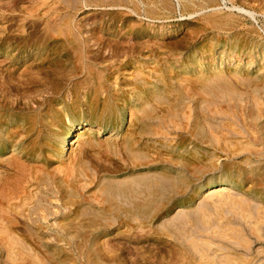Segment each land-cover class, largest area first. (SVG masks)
I'll return each mask as SVG.
<instances>
[{
	"label": "rangeland",
	"instance_id": "obj_1",
	"mask_svg": "<svg viewBox=\"0 0 264 264\" xmlns=\"http://www.w3.org/2000/svg\"><path fill=\"white\" fill-rule=\"evenodd\" d=\"M239 7L247 11L249 6L239 0H0V116L9 144L0 150V264H264V199L252 204L253 213L241 211L238 202L230 204L251 191L264 197V122L245 125L241 108L225 119L233 123L234 132L226 149L236 155L228 160L226 150L212 151L203 144L204 157L192 158L198 164L188 169L192 175L200 172L201 178L231 176L235 185L230 183L222 193L230 198L227 205L216 202L221 193L203 191L162 220L170 224L168 231L154 221L130 225L103 210L91 194H96V184L148 172L132 167L131 175L132 154L122 146L129 139L133 149L147 150L151 141L146 138L161 131L157 136L165 142L156 165L174 166V152L164 150L168 145L184 144V156L196 148L182 129L174 130L157 113L165 104L116 100L133 89V68L152 69L157 64L152 56L178 62L169 66L168 79L178 90L182 79L194 74L184 75L183 68L194 65L197 57L201 60L205 44L229 38L240 58L223 62L230 64L222 75L225 90L226 83L234 90L235 85L244 88L241 82L264 77V58L258 55L264 15L255 10L257 26L244 12H235ZM220 51L211 53L207 62L220 60ZM181 59L187 65L179 64ZM207 68L201 66L199 72ZM213 71L202 76L211 77ZM104 85L119 95L110 108H155L152 125L143 126L145 115L139 111L135 117L128 114L123 124L116 125L112 113L106 119ZM258 87L248 84L244 93L257 94L246 98L260 103L255 108L263 121L264 84ZM160 89L152 85L151 96ZM174 90H168L171 99ZM219 91L216 87L215 93ZM227 97L236 99L229 93ZM73 122L91 128L76 136L68 160V171L80 175L77 182L67 173L58 174L52 155L58 126ZM22 129L21 147L14 137ZM204 199L209 210L200 206ZM193 211L197 214L188 215ZM183 226L190 231L175 230Z\"/></svg>",
	"mask_w": 264,
	"mask_h": 264
},
{
	"label": "bare ground",
	"instance_id": "obj_2",
	"mask_svg": "<svg viewBox=\"0 0 264 264\" xmlns=\"http://www.w3.org/2000/svg\"><path fill=\"white\" fill-rule=\"evenodd\" d=\"M239 1L248 5V10L246 11L239 7L238 9H235V12H244V14L248 15L250 18H253L255 24L259 26L260 24L258 23L259 20H257V18L260 17H257L258 12H256L255 10L260 11V13L264 15V0ZM249 9L253 11L251 12ZM261 19L264 20V16L261 17ZM262 32L263 35L260 36V42L262 46L258 47V55L260 56L261 54L262 56L260 57L264 58V31ZM235 45L236 43H234L233 40L231 41L229 38L224 39L216 44L208 46L205 44V47L203 48L200 55L201 60H198L197 57L194 65H190L189 67L185 66V68H183L184 75L188 73L194 74L193 76H190V79L185 76L182 79V84L179 83L180 88L178 90L175 85L174 87H172L171 80L170 82H168L169 76L172 74V72H169V66H171L172 69V66L176 65L178 62H171V64L169 63L170 59H162V57L159 56L157 57V59L152 56L154 60L152 62L157 63L152 69L149 67L133 68V74L135 73L137 76L129 80V84L133 86V89L129 91L126 96L122 95L118 99L117 97H119V95L112 94L110 89L104 85V88L106 87V102H104V106L106 103H108L105 106V113L103 115L106 119H108L107 117L110 116L109 113H112L111 117L114 119L116 125L123 124L126 121V118H128V114L135 117V112L139 111L145 115L144 119L140 121L143 123V126L152 125V120H154V116L156 114L155 108L149 107L146 112H143V110H140L138 105L136 107L131 106L132 110L130 111V113L125 108V105L129 103L133 105L137 100L140 102H155L154 100H158L161 104H165L163 108H157V113L161 114L162 120L164 122L169 121V123L172 124L174 130L182 129L183 131L181 133H185L186 135H188V138L192 140L191 143L193 142V146L196 148L195 150L189 152L184 156L180 155L183 153L182 147L184 144L180 143L177 145H173V147L168 145L164 148V150H168L169 148H171V152H174V166L168 165L164 162H160L156 165L153 164V162L155 163L159 160V156L161 154L160 149L162 148L161 144H163L162 142L164 141L161 136H157L162 133L161 131L154 130V133H150L148 138H146L150 139L151 141V144H148L146 146L147 150L141 149L143 148L141 146L133 149L132 139L127 140L122 144V146L131 151L132 154L129 157L131 160V166H129V168L132 169V172L134 171L133 168L148 172L143 175H133V172L131 174L133 176L126 178V180L121 182H112L111 180H107L106 182H103L101 184H96V194L95 192H91V194L95 196V198H98L101 206H103V210H108L118 218L120 217L126 219L125 222L127 221V223L130 225H132L133 222L134 224L139 225L145 222L154 221V223L160 222L163 228L171 231L170 224L164 222V219L167 217V215L180 208V206L182 205L190 204L203 191L209 192V194L214 193L215 195L221 193L216 198V202L219 203L222 201L221 205L228 204V200L230 198L224 196L222 193L227 189H230V183L235 185V183H232L233 181H229L231 176H217L214 173L213 175H210L208 177L201 178L200 172H196L195 175H192L188 169L190 166L194 167L198 164V162L193 161L192 158L200 159V157H204L201 154L203 150L199 147L203 144L207 145L209 150L212 151H219V148L226 150L225 154L223 155H225L228 160H231V157H234L236 155L235 151L232 150V152L229 153L226 149L229 144H231L228 140L231 136H233L234 132L231 131L233 128V123H228L225 119L228 115H233L234 109L241 108V111H243L242 117L244 118L243 121L245 125L250 126L252 124V121L257 124H261L264 122V120L262 121L263 114H261V110L255 108V106H258L257 104H259L260 106V103H258V101H253V103L246 98V96H249L250 98V96H257V94L254 93L251 95H247L244 93L245 87L248 84L255 85V88H259V83L264 84V77L251 79L249 83H247L246 81L241 82V86H243L244 88L235 85L234 90L232 85L230 86L228 83H226L225 90L222 75L224 76L227 73V71L225 73L224 69L226 68L227 63L223 62H227L228 59L240 58L238 47H236ZM217 50H221L220 53L222 55V58L220 57V60L211 59L208 63L207 60L209 55L211 53H215L214 55H216ZM179 62V64L185 63L187 65V62L183 59H181ZM206 64L208 68L203 72H199V67L205 66ZM227 65L230 66L229 63ZM148 69L149 72H151V75L153 74L155 78H152L151 75H149V72L146 73V70ZM213 69L215 70L213 71ZM238 70L239 69L237 68V71ZM212 71L215 73L211 77L202 76L203 73ZM240 75L239 77L237 76V78H240ZM157 82L159 83L157 84ZM184 84H186V86H184ZM152 85H157L158 88H161L160 90H163V92L159 91L156 97L151 96ZM216 87H218V89H221L223 92L219 91L216 94ZM174 88L175 95L171 99L170 95L172 93H168V90ZM228 93L236 96V99H229L227 97ZM115 99L121 100L125 103V105L122 106V104H118L110 108L109 102H112ZM1 120L3 121L4 118L0 116V150H3L4 148H8L9 144L6 139L5 132L3 131V129L1 130L4 125ZM137 120L138 119L135 118V121ZM133 122L134 120H130V124ZM109 129L110 127L104 128L103 132H106ZM117 129V126H115L114 130ZM83 130L84 132H90L91 128H89L88 126L83 127V124L81 122H73L70 126L59 125L57 143L55 144V150L52 154L53 157L56 158V169L58 174L64 175L65 173H67L66 176L70 177L74 182H77L78 179H80V175H78L77 173H72L71 170H69L71 174L69 173L67 168L69 163L68 160H70V156L72 154L75 138ZM32 132L34 133V131ZM30 133L31 130L28 129L27 134H29V136ZM22 135L23 129L18 136L14 137L17 139V144L19 143L20 146L24 142V138ZM91 136L92 135L90 134L86 138V141H88L90 139L89 137ZM108 146L115 147L116 144L113 142H108ZM247 146L250 147V145ZM131 148L133 151L130 150ZM154 155H157L158 157H154ZM198 169L199 171H201L200 168ZM222 173L223 172H221L220 174ZM58 182H61V180H58ZM249 193L250 194L247 195L243 194L244 199H242V201H230V204L233 202H238V207L241 209V211L247 210L249 212L251 211L252 213L255 212L256 210L254 209V206L252 204H261L264 197L257 193H252V191ZM202 202L203 203L200 204V206H205L206 209L209 210V207L207 206V204H205V199ZM193 213L197 214V211L189 212L188 215L192 216ZM232 221L234 220L232 219ZM183 229L188 230V228H186L185 226L178 227L175 230L178 233H182ZM188 231L185 234H187V238L194 243V236H192L190 234L191 232ZM204 242L205 241L203 240V244Z\"/></svg>",
	"mask_w": 264,
	"mask_h": 264
}]
</instances>
